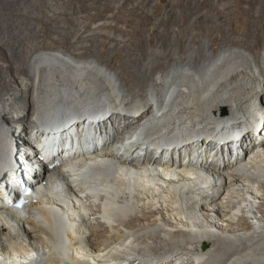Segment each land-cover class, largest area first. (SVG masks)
Wrapping results in <instances>:
<instances>
[{
    "label": "bare ground",
    "instance_id": "1",
    "mask_svg": "<svg viewBox=\"0 0 264 264\" xmlns=\"http://www.w3.org/2000/svg\"><path fill=\"white\" fill-rule=\"evenodd\" d=\"M244 18L249 27L258 24L248 14ZM152 34L151 42L156 44L158 36L164 52L150 61L143 54L137 60L126 55V64L117 69L125 75L130 96L143 103L136 106L121 96L125 91L109 68L112 60L100 67L58 51L25 53L24 47L19 52L18 46L9 55L7 45L0 44V62L7 64L0 63V173L9 164L10 136L24 135L30 123L22 141L36 144L48 165L61 162L53 170L42 163L47 177L58 181L47 180L42 186L46 195L38 203L29 196L22 210L0 206V264H264V226L258 220L264 218V48L257 64L242 52L226 50L202 67L184 61L166 68L157 60L174 59L173 50L167 53L168 36ZM242 45L250 47L248 41ZM83 50L75 56L94 52ZM136 50H142L140 44ZM143 52L147 55L148 48ZM123 55L117 52L114 58ZM158 70H163L161 79ZM150 81L155 86L148 88ZM11 83L23 85L20 95ZM67 122H78L67 133L71 143L52 133ZM202 133L209 140L196 141ZM146 134L136 149L134 139ZM169 157L176 160L169 162ZM188 161L197 166L185 167ZM114 162L123 168L111 166ZM162 162L163 177L152 169L144 182H137L136 168H158ZM204 169L207 176L198 178ZM28 174L20 172L31 183ZM108 176L113 185L106 187ZM91 179L100 184L94 194L82 189ZM52 208L74 229L67 257L55 251L63 246V236ZM246 214L257 218L251 223Z\"/></svg>",
    "mask_w": 264,
    "mask_h": 264
},
{
    "label": "rangeland",
    "instance_id": "2",
    "mask_svg": "<svg viewBox=\"0 0 264 264\" xmlns=\"http://www.w3.org/2000/svg\"><path fill=\"white\" fill-rule=\"evenodd\" d=\"M263 6L264 0H0V44H5V47L7 45L9 55L18 46L19 52L24 47L25 53L31 50L40 53L58 51L68 54L74 60L91 59L100 67H105L112 60L109 68L114 71L120 89L125 91L122 90L124 93L121 96L126 104L131 102L130 106H136L140 103L136 102L141 100L130 96L124 81L125 75L118 70L120 65L126 64V55L128 59L137 60L143 54L150 61L156 59L155 54L164 52L162 40L158 36L155 38L156 44L151 42L154 31L167 34V53L173 50L174 59L157 60L166 68L170 63L182 66L184 61L192 64L197 61V65L204 66L213 56L226 50L242 52L248 62L257 64V56L264 48ZM246 14L258 24L249 27L247 18H244ZM142 20L148 21L147 26L142 24ZM164 21L168 26L163 24ZM105 23L110 25L101 27ZM247 31L251 33L249 37H246ZM247 41L249 49L242 45ZM136 44L141 45V51L136 50ZM83 48L94 52L88 53L84 59L77 58L76 54L85 52ZM145 48L149 51L147 55L143 52ZM121 51L124 55L114 58V54ZM2 64L7 66L5 62ZM162 72H156L159 79ZM147 73L150 79L151 74ZM13 74L18 75L17 69ZM154 83L148 82L147 87ZM11 85L17 88L16 93L19 95L24 90L23 85ZM252 93L250 98L251 95L255 96V100L256 91ZM14 110L18 111V108ZM33 114V109L29 110V123ZM10 116L12 118L15 115ZM9 122L12 124V119ZM28 125L24 135H29L31 123ZM202 125L205 126L204 122ZM257 207L253 209V214L257 213ZM254 215L245 216L252 223L257 218ZM262 219L258 218L264 226Z\"/></svg>",
    "mask_w": 264,
    "mask_h": 264
},
{
    "label": "water",
    "instance_id": "3",
    "mask_svg": "<svg viewBox=\"0 0 264 264\" xmlns=\"http://www.w3.org/2000/svg\"><path fill=\"white\" fill-rule=\"evenodd\" d=\"M205 248H206V246H203V249H205ZM64 264H71V263L70 262H66Z\"/></svg>",
    "mask_w": 264,
    "mask_h": 264
}]
</instances>
